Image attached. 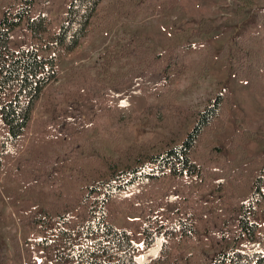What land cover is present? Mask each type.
Masks as SVG:
<instances>
[{
	"label": "trees",
	"instance_id": "16d2710c",
	"mask_svg": "<svg viewBox=\"0 0 264 264\" xmlns=\"http://www.w3.org/2000/svg\"><path fill=\"white\" fill-rule=\"evenodd\" d=\"M6 1L0 16V200L37 234L23 236L28 254L39 264H264L256 221L264 213V155L257 163L238 129L229 148L210 147L222 161L212 163L200 151L212 132L226 129L227 111L235 106L231 90L223 87L196 111L176 102L178 91L150 101L154 90L187 70L194 39L217 27L206 18L188 27L187 13L177 9L169 31L175 41L161 52L135 33L125 35L128 41L103 52L104 77L73 68L63 75L71 86H58L66 55L93 27L103 36L131 33L124 20L155 9L156 1L112 0L103 8V0ZM239 1L244 8L257 4L256 30L233 37L218 58L230 54L233 74L252 80L254 92L257 80L264 88V0ZM114 64L129 68L119 74L111 71ZM107 114L123 126L147 121L162 142L143 146L152 151L131 148L130 137L116 128L95 143L88 120ZM234 123L238 127V119ZM248 137L264 146V137ZM110 205L139 218L140 242L115 225Z\"/></svg>",
	"mask_w": 264,
	"mask_h": 264
},
{
	"label": "rangeland",
	"instance_id": "374dc122",
	"mask_svg": "<svg viewBox=\"0 0 264 264\" xmlns=\"http://www.w3.org/2000/svg\"><path fill=\"white\" fill-rule=\"evenodd\" d=\"M112 0H103L100 8L105 7ZM157 7L149 9L146 7L138 16L125 19L131 33L121 29L118 32L101 35L97 27L83 38L81 43L69 54L66 55L62 65L61 73L57 85L71 86L67 77L63 75L69 73L73 68H82L89 70L95 75L102 77L103 71V52L106 47L115 43H125L130 38L129 34L135 33V38L144 42V46H151L157 52H161L165 45H171L175 41L171 39L169 31L170 26L175 18L177 9L184 10L187 13L185 25L195 28L199 20L206 18L211 24L217 27V30L209 36H203L201 39H194L197 49H192L186 58L187 70L179 74L175 80L168 86H161L154 90L150 101L161 102L160 92L168 94L178 93L176 102L186 104L191 111L203 109L208 97L216 94L223 87L231 90L234 108L227 111V127L222 132H212L206 143L200 148L204 156H212L210 147L212 145L230 147V137L235 129L240 132L238 136L244 142L249 154L256 157L257 163L261 162L264 155V146L259 145L255 138L248 137V132H253L255 136L264 137V88L257 80V88L253 92L250 88L252 80L246 79L240 82L232 71V56L229 54L226 59H220L222 48L225 44L231 42L233 37L243 36L245 33L256 30V24L252 20L257 9L244 8L239 0H171L169 2L154 0ZM259 5L262 0L258 1ZM176 5V9L172 5ZM7 5L6 0H0V16L3 14ZM99 8V9H100ZM207 57L204 62V57ZM205 57V58H206ZM133 60V59H132ZM124 61V60H123ZM121 61V62H123ZM129 68V64L122 69L118 64L111 66L112 72L124 73ZM102 72V73H101ZM232 73V74H231ZM106 80V78H103ZM264 80V79H263ZM264 84V83H263ZM62 89H60L61 91ZM40 119L42 114L36 113L34 116ZM238 119L239 125L235 126L234 120ZM94 124L95 143H99V137L104 133L118 128L123 136H129L126 144L131 148L139 147L149 149L143 146L158 144L155 138V132L158 128H153L147 121L134 119L128 125H120L119 122L111 115L107 114L94 116L88 120ZM52 143L51 145H53ZM55 146V149H59ZM63 152L72 150V148L60 149ZM233 153V152H231ZM212 163L222 161V158L212 156ZM0 180V185L4 182ZM22 205V204H21ZM109 213L111 219L118 227L128 228L135 236V240L140 242L139 230L141 222L139 218L130 213L120 212L117 207L110 205ZM256 221L259 224V231L264 234V213L260 212ZM0 233L6 234V240L0 239V263L1 264H39L37 258L28 254L23 244V236H36L35 232L23 228L18 220V214L14 207L0 200ZM3 241H6L3 243ZM7 262V263H6Z\"/></svg>",
	"mask_w": 264,
	"mask_h": 264
}]
</instances>
